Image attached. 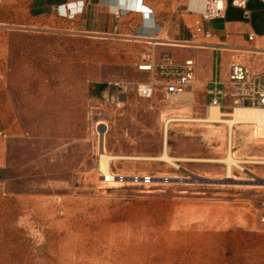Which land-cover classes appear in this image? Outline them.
<instances>
[{
	"label": "rangeland",
	"instance_id": "obj_1",
	"mask_svg": "<svg viewBox=\"0 0 264 264\" xmlns=\"http://www.w3.org/2000/svg\"><path fill=\"white\" fill-rule=\"evenodd\" d=\"M137 43L0 28V93L13 114L0 264H264V137L236 123L229 144L225 123L187 120L210 106L199 82L189 99L153 103L132 89L117 101L114 82L146 81ZM226 102L223 114L236 106ZM171 117L173 163L143 158L160 154ZM229 147L239 162L226 177ZM101 153L128 157L109 161L120 179L103 180Z\"/></svg>",
	"mask_w": 264,
	"mask_h": 264
},
{
	"label": "crops",
	"instance_id": "obj_2",
	"mask_svg": "<svg viewBox=\"0 0 264 264\" xmlns=\"http://www.w3.org/2000/svg\"><path fill=\"white\" fill-rule=\"evenodd\" d=\"M138 1L149 13L128 7L134 0H0V28L16 31L47 28L138 42L139 64H181L191 59L195 73L189 88L196 82L211 87L212 81H225L232 63L247 66L264 80L262 0H248L244 8L224 0L223 15L209 20L201 16L205 0ZM198 25L209 30L210 36L197 30ZM141 73L146 81L157 77L154 71L141 70ZM156 92L153 103L161 96V90ZM115 99L125 102L128 96ZM12 116L11 100L3 91L0 93V159L7 137L5 127Z\"/></svg>",
	"mask_w": 264,
	"mask_h": 264
},
{
	"label": "built area",
	"instance_id": "obj_3",
	"mask_svg": "<svg viewBox=\"0 0 264 264\" xmlns=\"http://www.w3.org/2000/svg\"><path fill=\"white\" fill-rule=\"evenodd\" d=\"M247 1L231 0V3L244 8ZM262 1L264 3V0ZM224 9V0H206L201 16L204 20L220 17L223 15ZM197 30H201L205 36H210L209 30L204 29L202 25H198ZM138 68L154 71L156 74L154 75L157 77H150L149 80L137 84L130 81L114 82L111 87L117 97L124 96L129 90L134 89L139 97L151 99L157 90H161L162 97L169 99L173 95L187 90L194 81L195 70L191 59H187L181 64H174L173 62L158 63L156 66L150 63L140 64ZM207 94L209 103L219 109L227 106V99L232 105L264 106V80L251 72L247 66L232 63L228 69L227 79L223 82L212 81V86L207 90ZM144 179L148 182L149 178Z\"/></svg>",
	"mask_w": 264,
	"mask_h": 264
},
{
	"label": "bare ground",
	"instance_id": "obj_4",
	"mask_svg": "<svg viewBox=\"0 0 264 264\" xmlns=\"http://www.w3.org/2000/svg\"><path fill=\"white\" fill-rule=\"evenodd\" d=\"M131 1V0H130ZM124 2V1H123ZM206 3V0H205ZM124 5V4H123ZM125 7V6H124ZM128 7H132L134 9H140L143 10L144 14L149 13V10L142 6L138 0H134L133 5H128ZM126 8V7H125ZM205 8V4L203 6L202 11ZM148 15V14H147ZM189 94V93H188ZM187 93H177L175 95H179L180 97L184 99H189V96ZM174 96V95H173ZM223 115H226L228 117H222ZM176 118H169L165 120V132L162 142V150L160 154L156 157H143V158H153V159H159V160H165L167 162L173 163L174 158L169 156L167 153V145H166V128L167 123L170 120H175ZM187 120H198V121H206V122H216V123H225L228 127V141L229 144H231V137H232V126L236 123H242V124H252L255 127V133L258 136L264 137V106H257V105H244V104H238L233 107L232 111L226 114L221 113V111L218 109L217 106H214L210 104L206 110V114L204 117L193 119V118H187ZM99 124V130L102 131L100 128V125L104 126L103 122H98ZM105 128V126H104ZM118 158H128L124 156H115V155H108L106 153H101L99 155V170L101 172V176L103 180L105 181H116V177H119L120 175H117L110 171L109 169V161L111 159H118ZM134 158H140V157H134ZM219 161L224 162L226 165L227 175L226 177H231L230 171L232 166H238V159H236L231 150L230 147L227 148L226 155L219 159Z\"/></svg>",
	"mask_w": 264,
	"mask_h": 264
}]
</instances>
